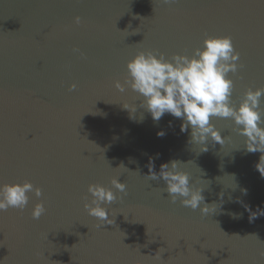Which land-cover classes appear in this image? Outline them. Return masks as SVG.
Listing matches in <instances>:
<instances>
[{"label":"water","instance_id":"1","mask_svg":"<svg viewBox=\"0 0 264 264\" xmlns=\"http://www.w3.org/2000/svg\"><path fill=\"white\" fill-rule=\"evenodd\" d=\"M206 36L230 37L239 53L242 66L228 74L235 103L264 87V0H0V184L41 190L27 193L22 211H0V264H156L159 248V264H264V215L250 222L245 210L264 209L260 153L217 117L210 122L225 142L200 152L182 119L153 121L142 97L114 86L138 51L191 56ZM150 157L157 172L183 163L191 183L206 182L204 203L216 210L172 203L162 180L144 176ZM89 184L117 195L102 205L113 224L88 215ZM40 202L45 212L33 219Z\"/></svg>","mask_w":264,"mask_h":264},{"label":"clouds","instance_id":"2","mask_svg":"<svg viewBox=\"0 0 264 264\" xmlns=\"http://www.w3.org/2000/svg\"><path fill=\"white\" fill-rule=\"evenodd\" d=\"M174 2L175 0H163L165 4ZM74 22L80 24V17H75ZM238 60L239 53L234 50L230 37L206 36L202 47L193 49L191 56L174 54L168 60L162 53L154 55L151 51H138L126 62L124 84L116 81L114 86L123 92L124 85H127L142 97L139 106L150 114L153 121H159L166 113L182 119L180 131L183 133L191 128L189 143L199 145L200 152L208 151V142L223 145L226 139L210 122L211 118H230L236 126L234 131L245 138L246 151L260 153L254 167L264 178V109L260 107L264 87L246 89L238 104L231 99L233 81L228 74H235L238 67L242 66L238 65ZM70 87L75 89L76 85L72 84ZM122 107L134 113L137 106L124 104ZM157 135L162 137L165 133L159 131ZM181 164L183 163L177 160L161 163L157 172L154 171V160L150 157L146 165L148 172L144 176L149 180H162L164 191L168 193L172 203L179 198L181 205L192 210L199 209L201 215L213 213L216 205L205 204L202 195L203 188L200 185L206 182L198 180L191 183L188 173L179 170ZM116 169L129 171L123 164ZM110 183L118 192L125 193V184L117 178H113ZM241 191L247 193V189ZM28 192H33L36 197L41 196L40 188L34 187L29 181L0 184V211L9 208L22 211L28 204ZM87 192L91 195L90 203H84L88 215L104 222L103 224H113L114 220L109 219V213L102 205L117 200V195L111 188L100 184H89ZM245 210L249 212L250 222L257 216L264 215V209L261 208L252 211L245 205ZM44 212L43 203H36L31 211L32 218L39 219ZM163 253L164 249L159 248L152 255L156 264L162 260Z\"/></svg>","mask_w":264,"mask_h":264}]
</instances>
